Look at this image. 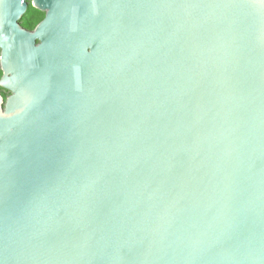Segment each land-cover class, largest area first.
Instances as JSON below:
<instances>
[{"label": "water", "instance_id": "95a60500", "mask_svg": "<svg viewBox=\"0 0 264 264\" xmlns=\"http://www.w3.org/2000/svg\"><path fill=\"white\" fill-rule=\"evenodd\" d=\"M0 73V264H264V0H0Z\"/></svg>", "mask_w": 264, "mask_h": 264}, {"label": "trees", "instance_id": "16d2710c", "mask_svg": "<svg viewBox=\"0 0 264 264\" xmlns=\"http://www.w3.org/2000/svg\"><path fill=\"white\" fill-rule=\"evenodd\" d=\"M36 20H37V17L35 15V11L30 7L29 11L22 18V20L20 22L21 27L26 29V30H32ZM0 76H1V73H0ZM1 94L4 98L7 96L6 93H1Z\"/></svg>", "mask_w": 264, "mask_h": 264}, {"label": "flooded vegetation", "instance_id": "af4514ba", "mask_svg": "<svg viewBox=\"0 0 264 264\" xmlns=\"http://www.w3.org/2000/svg\"><path fill=\"white\" fill-rule=\"evenodd\" d=\"M30 7H31V5L29 4L28 5V9H27V12L29 11V9H30ZM35 11V15H36V17H37V20H36V22H35V24H34V26H33V29L43 20V18H44V13H41V12H39V11H36V10H34ZM21 25V24H20ZM32 29V30H33Z\"/></svg>", "mask_w": 264, "mask_h": 264}]
</instances>
